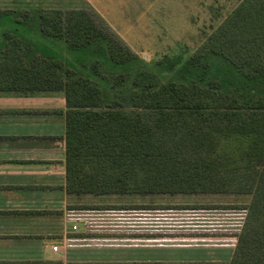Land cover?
I'll list each match as a JSON object with an SVG mask.
<instances>
[{"label":"trees","instance_id":"16d2710c","mask_svg":"<svg viewBox=\"0 0 264 264\" xmlns=\"http://www.w3.org/2000/svg\"><path fill=\"white\" fill-rule=\"evenodd\" d=\"M212 10L196 48L149 64L87 8L0 7L1 28L15 14L71 53L104 57L87 75L3 31L0 87L64 91L68 193L248 196L224 264H264V0Z\"/></svg>","mask_w":264,"mask_h":264},{"label":"crops","instance_id":"0c3cea01","mask_svg":"<svg viewBox=\"0 0 264 264\" xmlns=\"http://www.w3.org/2000/svg\"><path fill=\"white\" fill-rule=\"evenodd\" d=\"M67 111L62 90L0 87V264L233 258L246 210L223 198L235 194L68 193Z\"/></svg>","mask_w":264,"mask_h":264},{"label":"rangeland","instance_id":"374dc122","mask_svg":"<svg viewBox=\"0 0 264 264\" xmlns=\"http://www.w3.org/2000/svg\"><path fill=\"white\" fill-rule=\"evenodd\" d=\"M239 0H0V7L31 9L35 7L75 8L91 10L107 30L114 32L139 57L150 63L177 48H196L203 38V30L212 23L213 6L233 8ZM15 14L12 20H4L3 31H19L26 36L39 53L64 57L83 67L91 75L92 64L104 57L91 51H70L65 39L50 38L38 32L31 23H19ZM24 35V36H23ZM4 36H0V43ZM1 48L3 47L0 44ZM86 67V69L84 68ZM225 203L243 206L249 201L245 195H229ZM223 200V201H224ZM243 210V209H242Z\"/></svg>","mask_w":264,"mask_h":264},{"label":"built area","instance_id":"2783aa9c","mask_svg":"<svg viewBox=\"0 0 264 264\" xmlns=\"http://www.w3.org/2000/svg\"><path fill=\"white\" fill-rule=\"evenodd\" d=\"M54 249H55V250H58V246H55Z\"/></svg>","mask_w":264,"mask_h":264}]
</instances>
